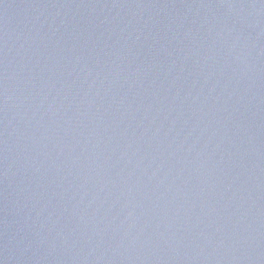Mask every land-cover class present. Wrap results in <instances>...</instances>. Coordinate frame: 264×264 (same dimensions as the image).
<instances>
[{"label":"water","instance_id":"1","mask_svg":"<svg viewBox=\"0 0 264 264\" xmlns=\"http://www.w3.org/2000/svg\"><path fill=\"white\" fill-rule=\"evenodd\" d=\"M0 264H264V0H0Z\"/></svg>","mask_w":264,"mask_h":264}]
</instances>
